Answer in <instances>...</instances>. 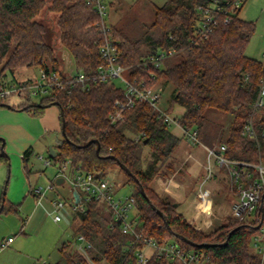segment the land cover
<instances>
[{
  "label": "trees",
  "instance_id": "1",
  "mask_svg": "<svg viewBox=\"0 0 264 264\" xmlns=\"http://www.w3.org/2000/svg\"><path fill=\"white\" fill-rule=\"evenodd\" d=\"M210 1L232 4L236 0H165L156 10L154 22L139 38L111 25L114 38L120 40L119 62L128 68L131 80H144L149 87L156 89L161 85L163 90L172 85L173 102L184 108V113L177 119L184 128L198 129L200 141L209 136L210 110L232 115L230 135L219 146L225 144V155L230 159L257 163L264 160V107L253 111L251 105L264 81V61L246 55L256 31V22L240 18L245 4L242 0L241 7L229 15V22H225V16H220L210 37L196 41L198 7ZM46 3L47 0H0V82L6 72L12 73L22 67H39L46 72L62 69L56 49L45 41L47 27L38 20ZM50 11L59 14L60 41L73 57L76 69L87 74L96 73L104 65L99 53L103 35L98 13L88 0H52ZM169 48H176L179 52L166 59L161 68L142 64L159 50ZM150 72L155 73V79L151 78ZM24 91H20V96ZM25 93L29 99V93ZM117 100L127 101L122 87L97 83L88 91L80 87L56 90L40 104H30L29 100L15 105L3 100L0 108L10 104L13 110H26L40 117L48 105L57 102L61 132L64 118L66 136L62 134L55 152L51 151L50 158L55 164L71 159L74 166L102 175L119 169L126 177L125 184L132 186V195L136 198L138 214L147 235L160 243L175 234L181 235L197 244H215L193 247L177 238L184 248L203 253L209 264H262L261 257L252 249V240L258 231L253 223L229 221L205 233L152 190L154 177L161 173V166L171 158L181 139L146 102H138L126 109L124 119L113 122L110 116L117 111ZM250 119L254 122L256 138L242 135L244 125ZM142 134L146 137L137 139ZM91 140L100 142L99 153L96 144L86 146ZM0 142L2 145L3 141ZM210 147L215 146L210 144ZM146 148L150 149V158L144 167L142 156ZM2 150H5L3 146L0 148V162L7 164L8 157L2 154ZM31 152L29 149L23 156L27 175L30 173L27 162ZM111 156L135 177L124 171ZM139 184L166 219L151 207ZM3 202L0 214L5 211L4 196ZM76 219V236L84 235L91 242L90 254L94 260L128 264V251L124 250V245L129 237L111 228V216L103 206L88 203L84 211L75 212ZM227 240L228 244L223 245ZM70 242L61 244L60 259L55 264H90L84 254L70 250ZM149 264L171 263L152 260Z\"/></svg>",
  "mask_w": 264,
  "mask_h": 264
},
{
  "label": "rangeland",
  "instance_id": "2",
  "mask_svg": "<svg viewBox=\"0 0 264 264\" xmlns=\"http://www.w3.org/2000/svg\"><path fill=\"white\" fill-rule=\"evenodd\" d=\"M103 1L108 6V23L118 31L124 30L134 38L143 35L145 29L154 22L156 10L165 3V0ZM51 5L52 0H47L46 7L38 18L47 27L45 41L54 46L57 58L67 70L75 69L73 57L61 44L58 26L59 14L50 11ZM240 18L256 22V31L247 46L246 55L264 61V0H245ZM116 40L120 43L119 39ZM40 73L39 67H22L15 69L12 73L6 72L0 83L9 87H18L25 83L36 84L41 82ZM161 88V85L157 88L161 94V107L171 117L179 118L184 113V108L173 102V86L168 85L164 90ZM47 96L49 95L29 94V99H27L24 91L21 96L15 93L7 100L15 105L29 100L30 104H40ZM16 111L19 110L7 109V111L2 110L0 113H7L8 121L17 117ZM24 113L27 114L28 111ZM59 113L60 109L57 105L46 108L44 118L51 129L46 131L45 137L41 138L40 142L34 146V153L27 163L31 172L30 176L27 177L22 157L18 153L11 154L6 149L2 150V154L7 155L8 162L7 164L0 162V210L4 205L3 196L7 200L5 211L0 214V243L10 236L14 238L21 235V228L26 220L21 208L22 206L32 208L35 205L29 191L31 189L34 191L41 186L47 188L53 184L54 189L47 192V197L39 205L46 208V212L36 228V237L27 241L28 248L41 249L48 256L49 254L52 255L49 264H55L60 259L59 245L64 241L74 240L78 226V220L75 221L74 210H71L70 207L72 201L70 200L68 181L58 185L55 180L58 170L57 164L45 166L38 159L39 155L48 158L50 146L55 147L62 138ZM208 117V139L205 141L202 139L203 142L200 141L196 145L191 144L183 136V132L178 126L172 125L170 127L171 131L181 139L180 143L171 158L161 166V173L154 177L151 183L153 191L164 200L172 203L178 213L183 215L195 228L205 233H210L229 221H238L234 218L233 211L234 206L239 202L236 188L232 186L227 172L217 165L210 152V149H218L219 144L228 139L233 116L217 110H210ZM41 125L36 127L44 128ZM210 144L215 147H210ZM2 146L3 142L2 145L0 143V148ZM142 157L145 167L150 158L149 148L144 150ZM108 177L118 185L119 195L132 194V186L125 184L126 177L119 169L115 168L110 171ZM27 193L28 196L26 197ZM52 193H55L59 199L66 203L64 208H55L51 205ZM30 196L32 199L29 198ZM11 203L21 204L20 209L16 212L11 210ZM55 214L63 217L64 221L55 222ZM173 239L176 238H171V240ZM259 256L262 259V264H264V254H259ZM16 257L17 254L7 249L2 262L15 264Z\"/></svg>",
  "mask_w": 264,
  "mask_h": 264
},
{
  "label": "built area",
  "instance_id": "3",
  "mask_svg": "<svg viewBox=\"0 0 264 264\" xmlns=\"http://www.w3.org/2000/svg\"><path fill=\"white\" fill-rule=\"evenodd\" d=\"M88 3L92 5L101 19L100 32L103 35V40L99 45V53L104 65L93 74H87L76 68L67 70L64 64L60 71L46 72L40 68V83H25L18 87H9L0 83V101L9 99L15 93L20 95L22 90L27 91L29 94L51 95L54 91L66 87H80L83 91H88L92 84H116L124 89L127 101L125 103L119 100L115 102L117 111L110 116L113 122L123 120L126 109L134 107L138 102H146L157 113L158 117L163 118L166 125L169 127L172 125L178 126L182 130L183 136L191 144H199V130L184 128L177 118L171 117L161 107V94L156 88L149 87L144 80H131L129 75H125V73H128V68L119 62L121 50L119 41L114 38L111 25L107 21V4L103 0H88ZM241 4L242 0H236L232 4L210 1L205 6H199V18L194 40L204 41L208 39L216 28L219 17L225 16V22H229V15L240 8ZM178 52L179 50L176 48L161 49L142 64L159 69L166 59L173 57ZM150 76L152 79L156 77L154 72H150ZM251 106L253 111H259L264 107V81L256 100ZM242 135L246 138H256L257 132L253 119L245 123ZM145 137V134H142L137 139ZM226 149L225 144H223L218 146V149H210V152L217 165L227 172L232 186L236 188L239 202L234 207V218L241 222L250 221L256 227L260 226L253 237L252 249L260 255L264 254V160L252 163L230 159L225 155ZM39 159L43 161L45 166L54 164L51 158H44L40 155ZM57 167L55 180L63 178L64 182L68 181L72 191L79 193V203L74 200L72 204L75 212L78 210L84 211L88 203H97L110 214L111 228L129 237L124 245V250L128 251V264H149L152 260H165L171 264H209L203 253L184 248L177 238L160 243L153 237L148 236L138 214L136 198L132 194L119 195L118 185L110 180L108 175L80 169L74 166L71 159L63 164H57ZM52 189L53 184L47 188L37 187L33 192L40 202L46 197L47 192ZM55 205L60 208L65 203L59 200L55 202ZM61 219L60 215L55 217L56 221ZM12 242V237L3 241L0 245L1 249L8 247ZM92 248L91 242L81 234L70 242V250L84 254L90 264H110L105 261L94 260L90 254Z\"/></svg>",
  "mask_w": 264,
  "mask_h": 264
},
{
  "label": "crops",
  "instance_id": "4",
  "mask_svg": "<svg viewBox=\"0 0 264 264\" xmlns=\"http://www.w3.org/2000/svg\"><path fill=\"white\" fill-rule=\"evenodd\" d=\"M7 109L13 110V109L5 107V108H0V111H2V110L7 111ZM25 111L26 110L16 111L17 113H15V115L17 117H15V119H12V120L10 119L8 121H7V113H0V140L3 141V147H4V149H6V151L8 150L11 154H13V153L20 154L22 157V160H23L24 154L29 149H31L32 152H31V155L29 157V160H30L33 153H34V146L40 142L41 138L45 137V132L50 131L51 128H49L50 127L49 123H47L46 119L44 118V115L46 113V109H45L44 114L40 117H35L32 114L30 115L29 112L26 114V113H24ZM59 116H60V113H59ZM41 123L44 126V128L39 129L38 127H36L37 125L40 126ZM60 126H61V119H60ZM57 145L55 147L53 145L50 146L48 158H50L51 151L53 153L55 152ZM39 156H38V159H39ZM29 160H28V162H29ZM53 162H54V160H53ZM23 164H24V161H23ZM53 165H56L55 162ZM27 166H28V164H27ZM30 173L28 175L26 174L27 177L30 176ZM56 183H57V181H56ZM62 183H64V182H62ZM58 185H60V184H58ZM69 192H70V200L72 201V203L70 204V207L72 208V204H73L75 199L73 197L74 191L71 190L70 186H69ZM29 195H31L33 197V199L31 196L29 198L35 202V205L32 206V208H25L22 206L21 212H23L24 216L26 217V220L24 221L25 224L21 228V232H20L21 235L14 237L13 242L8 247L2 248V249L0 247V264H2V263L4 264V261L2 262V258L5 256L7 249L10 252H14L15 254H17L15 264H49V259H51L52 255L49 254V256H48L44 252V250L31 249V248H28V246H27V241L30 240V238H32V237H36L35 236V234H37L36 228L39 225V223L42 221L43 217L45 216V212H46V208H43V206L42 207L39 206L42 204L43 199L39 202V199L34 194L33 189H31L29 191ZM27 196H28V193L26 194V197ZM46 197H47V195H46ZM59 200H61V199H59V197L54 193L52 195V199H51L50 203L55 208H59V207H56V205H55V202L59 201ZM6 204H7V200H6ZM32 204H33V202H32ZM20 205L21 204L11 203V207H12L11 210H13L15 212L18 211L20 209ZM64 207H65V205L63 207H60V208H64ZM71 210H73V208ZM74 213H75V211H74ZM57 215L58 214H55V217ZM62 221H64L63 217L60 221L55 220V222H57V223L62 222ZM10 237H12V236H10ZM3 241H6V239H3ZM1 243H0V245H1ZM61 244L59 245V247L61 246ZM47 256H48V259L46 258Z\"/></svg>",
  "mask_w": 264,
  "mask_h": 264
},
{
  "label": "water",
  "instance_id": "5",
  "mask_svg": "<svg viewBox=\"0 0 264 264\" xmlns=\"http://www.w3.org/2000/svg\"><path fill=\"white\" fill-rule=\"evenodd\" d=\"M54 105H58L57 102H54V103L48 105V107H50V106H54ZM5 106H6L7 108H10V109L12 108V106H11L10 104H5ZM19 110H21V109H19ZM61 113L63 114V112H61ZM62 134L66 136L65 120H64V118H63V125H62ZM93 143L97 145V152L99 153V152H100V149H101V145H100V142H99L98 140H91V141H89V142L86 144V146H89V145H91V144H93ZM110 158H112V159L118 161L114 156H111ZM118 162H119V161H118ZM119 164H120V167H121L124 171H126L130 176L135 177V176L131 173V171H130V170H129L124 164H122V163H120V162H119ZM62 182H64V179H63V178H60V179L57 180V184H61ZM139 186H140V189H141L142 194L148 199V201H149L151 207H152V208H153V209H154V210H155L160 216H162L163 219H166L165 214H164L161 210L157 209V207H156L155 205H153L152 202L149 200V198L147 197V195H146V193H145V189H144L143 185L139 184ZM73 197H74V199H75V202H76V203H79V200H80L79 193L75 191V192L73 193ZM1 210H2V208H1ZM166 224H167V226H168V228H169L168 222H166ZM259 227H260V226H257L256 229H259ZM169 229H170V228H169ZM235 230H236V229H235ZM233 233H234V230L231 231V233L228 235V239L231 237V235H232ZM174 236H175L176 238L182 240V241H185L186 243L190 244V245L193 246V247L215 246V244H209V243L197 244V243H194V242L188 240L187 238H185V237H183V236H181V235H176V234H175ZM227 244H228V240H227L223 245H227Z\"/></svg>",
  "mask_w": 264,
  "mask_h": 264
}]
</instances>
